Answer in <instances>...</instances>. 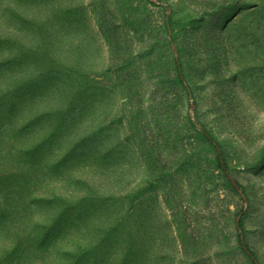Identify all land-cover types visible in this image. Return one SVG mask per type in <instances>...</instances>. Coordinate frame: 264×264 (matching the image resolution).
<instances>
[{
	"label": "rangeland",
	"instance_id": "obj_1",
	"mask_svg": "<svg viewBox=\"0 0 264 264\" xmlns=\"http://www.w3.org/2000/svg\"><path fill=\"white\" fill-rule=\"evenodd\" d=\"M1 2L8 22L14 10L44 20L45 48L75 74L78 96L93 79L82 98L90 108L75 114L71 129L44 103L15 110L17 144L35 146L20 166L27 160L42 176L30 191L16 185L10 198L32 205L58 194L32 206V218L66 230L46 235L59 240L40 251L37 227L19 237L7 223L2 264H251L239 246V216L264 264L263 0ZM175 57L185 91L175 82ZM71 87L63 77L57 95L70 98ZM47 113L46 123L32 125ZM22 121L31 126L21 129ZM202 124L247 199L224 178ZM24 244L30 251L19 258Z\"/></svg>",
	"mask_w": 264,
	"mask_h": 264
},
{
	"label": "trees",
	"instance_id": "obj_2",
	"mask_svg": "<svg viewBox=\"0 0 264 264\" xmlns=\"http://www.w3.org/2000/svg\"><path fill=\"white\" fill-rule=\"evenodd\" d=\"M13 1L17 4H19L18 1H21L32 7H35V4L39 2V0ZM11 8L13 10L12 5ZM261 8L264 9V0ZM1 9L7 11L9 5L4 4L3 6L0 0V10ZM13 12L18 15V17H15L14 13L11 14L10 18H14V21L9 20L8 22L9 15H0V235L7 229V223L10 225L9 229L17 230L16 234H14L19 237L25 236L30 230L29 225H32V228L37 227L39 229L36 232V240L38 242L35 244V249L42 251L50 247V242L59 240V238H47L46 235H59V233L66 230V227L61 225L54 227L53 230H48L41 222L36 220V217L32 218V216L36 215V212L31 210L32 206H40L45 202L51 203L53 201L50 200L57 198L58 194L55 193L53 196L49 197L43 196L45 198L40 195L34 199L32 205H27L26 203L28 202L26 200L22 201L24 202L23 204H17V202H13L10 198V195H12L11 190L16 185H18L19 189L22 187V189L30 191V189L38 187L40 177L42 176L35 168L30 166V163H27V160L25 165L20 166V161L23 160V157L24 159L28 157L29 154L26 155L29 153L28 151L34 152L35 146L28 145L29 147L26 148L22 143L17 144L16 138L17 135H19L20 129H14L12 127V118L17 116L15 110L23 106L24 103L30 101L35 103L37 101L36 104L42 105V103H44L43 105L49 106L47 108L53 109L52 112L59 116L57 120L59 126L65 128L66 125H69L71 129L77 124V120L74 119L75 114L78 111L82 112L90 108V104H85L83 101L87 89L90 87V82L93 79L88 77V79L82 83L83 85L79 90L80 96H78L73 80L74 77L77 80L75 74H72L71 69L65 68L62 56L57 57L58 52L52 55L50 51L45 48V46L49 45L46 39L42 37L45 30L44 20L40 18L39 15L30 18V11L29 14L19 10H14ZM55 42L59 43L57 40H55ZM174 62L175 82L185 91L187 87L185 86L186 78L183 62L180 58L176 57L174 58ZM65 76L71 81V89L74 90L71 92L70 98L62 100L61 97L57 95V92ZM19 77H21V79ZM15 78H17L18 81H16ZM51 116V113H47L45 116L41 114V118L35 117V121L32 125L44 124ZM71 118H73V121ZM22 123L26 124H24V127H21V129L27 130L28 127L31 126L28 122L22 121ZM201 128L202 137L215 149L218 167L227 180L229 166L226 158L223 156L224 152L222 147L216 137L204 124H202ZM30 137L34 139L33 137L35 136ZM89 156V151H83L78 157L79 160L84 162ZM79 160L77 159L74 164ZM238 183L244 193V186L240 182ZM233 188L237 191L235 186ZM88 200L89 198L86 195L81 198V203H86ZM82 213L83 215H88L86 214L87 212ZM9 218L15 224L8 222ZM239 224L240 232L238 235V242L241 251L250 260L251 264H262L246 237L244 216L241 217ZM125 227H121V224H119V228ZM30 234L32 235L33 232H30ZM40 238L42 239L40 240ZM82 241L85 242L84 246H82V251L85 252L84 250H87L89 252L90 248L87 247L88 242L86 240V234ZM8 244H10V241L7 244L2 243V245ZM28 244H24L25 248L23 247L24 249L19 252V258L25 256L26 252L30 251ZM26 245L28 246L27 248ZM58 247L61 251L64 249L62 246ZM0 248H2L1 244ZM7 252H9V250L5 249V254H7ZM1 254L2 250L0 249V255ZM0 264H2L1 259Z\"/></svg>",
	"mask_w": 264,
	"mask_h": 264
},
{
	"label": "water",
	"instance_id": "obj_3",
	"mask_svg": "<svg viewBox=\"0 0 264 264\" xmlns=\"http://www.w3.org/2000/svg\"><path fill=\"white\" fill-rule=\"evenodd\" d=\"M192 107H193V105H192ZM227 174H228V176H229V178H230V180H231V182L233 183V185L235 186V188L239 191V192H241L242 194H243V196H244V198L245 199H247V197H246V195L243 193V190L241 189V187H240V185H239V183L230 175V173L227 171ZM240 220H241V216H239L238 218H237V223H238V225H240L239 223H240Z\"/></svg>",
	"mask_w": 264,
	"mask_h": 264
}]
</instances>
